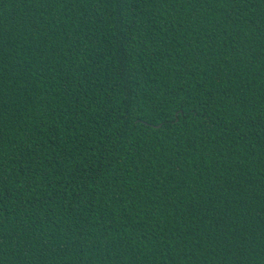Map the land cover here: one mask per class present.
<instances>
[{
  "label": "trees",
  "instance_id": "16d2710c",
  "mask_svg": "<svg viewBox=\"0 0 264 264\" xmlns=\"http://www.w3.org/2000/svg\"><path fill=\"white\" fill-rule=\"evenodd\" d=\"M0 264H264V0H0Z\"/></svg>",
  "mask_w": 264,
  "mask_h": 264
}]
</instances>
